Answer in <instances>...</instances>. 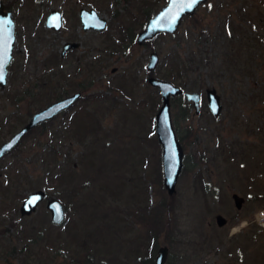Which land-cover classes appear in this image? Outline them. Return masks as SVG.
Returning <instances> with one entry per match:
<instances>
[{
    "label": "rangeland",
    "instance_id": "obj_1",
    "mask_svg": "<svg viewBox=\"0 0 264 264\" xmlns=\"http://www.w3.org/2000/svg\"><path fill=\"white\" fill-rule=\"evenodd\" d=\"M3 2L14 12L17 29L8 83L0 86V144L22 128L31 113L60 99L62 92L49 103L25 95L14 104L9 94L33 90L37 78L27 74L35 65L44 69L49 57L61 56L66 42L82 46L60 57L58 70L69 77L55 85L66 86L68 94L79 91L81 81L90 79L91 85L82 90L87 98L30 132L19 149L0 162V264H92L91 259L97 264L102 259L134 264L135 249L151 254L150 238L144 235L154 224L145 223L141 215L149 219L153 205L164 200L166 221L146 264H154L165 245L170 248L166 264H264V0H208L183 20L177 35L157 36L153 48L138 44L135 36L124 41L121 27L137 34L167 0ZM83 7L107 18V29L83 31ZM53 9L64 16L60 32L45 24ZM174 49L184 56L199 50L204 64L190 75L197 87L192 89L189 82L185 87L201 93V113L191 106L186 115L190 103L185 97L172 101L184 169L171 194L164 175L161 179L162 146L156 132L162 96L148 82L147 63L157 51L161 59L154 74L163 78ZM228 52L239 55L236 62ZM87 63L90 75L77 72L79 64L86 68ZM24 74L27 79L21 80ZM214 87L223 103L219 117L210 111L206 96ZM94 95L104 100L92 103ZM55 150L57 161L51 157ZM39 189L65 204L63 224L52 222L47 201L32 215H21L24 199ZM234 193L248 199L242 212ZM218 214L242 219L220 227ZM14 248L21 253L14 254ZM32 250L38 254L31 256Z\"/></svg>",
    "mask_w": 264,
    "mask_h": 264
},
{
    "label": "water",
    "instance_id": "obj_2",
    "mask_svg": "<svg viewBox=\"0 0 264 264\" xmlns=\"http://www.w3.org/2000/svg\"><path fill=\"white\" fill-rule=\"evenodd\" d=\"M207 0H198L191 9L188 4L191 0H168L167 3L160 8L146 22L142 31L138 34L136 41L144 44L147 41L161 34H174L179 30L183 19L193 14L197 8ZM81 22L85 31H103L107 27V19L101 16L95 9H81ZM175 20L173 22V18ZM63 25V15L59 10L53 9L46 20V27L59 31ZM17 23L12 10H6L3 0H0V58L3 61V79L0 80V86L5 87L8 83L9 65L13 59L14 48L16 43ZM80 43L68 42L65 44L63 55L70 49L79 47ZM160 62V54L152 51L147 70L153 72L156 70ZM116 69L114 68L113 71ZM152 86L159 89L162 96V105L156 114V130L158 140L163 148V168L164 182L169 193L176 191L177 183L183 171V148L178 138L173 118H172V98L182 94L183 88L176 83L157 77L155 75L149 78ZM210 110L213 115L219 116L222 113L223 105L221 97L217 93V89L209 88L207 90ZM82 96L81 92L72 94L68 97L54 101L46 107L36 111L29 122L17 131L10 139L0 146V160L12 152L23 140V138L37 126L54 119L63 111L72 107ZM186 97L189 102L194 104L197 113L201 110L202 96L197 91H187ZM47 191L39 189L31 192L23 201L20 212L23 216L32 215L39 207L40 203L46 198ZM33 197H39L32 200ZM235 206L242 209L245 198L238 193L233 194ZM29 201H32L29 203ZM47 209L51 213L52 222L56 225L63 224L66 220V209L64 204L57 198H50L47 202ZM217 225L220 227L228 223V219L223 214L216 217ZM170 255L169 246H161L155 259V264H166Z\"/></svg>",
    "mask_w": 264,
    "mask_h": 264
},
{
    "label": "trees",
    "instance_id": "obj_3",
    "mask_svg": "<svg viewBox=\"0 0 264 264\" xmlns=\"http://www.w3.org/2000/svg\"><path fill=\"white\" fill-rule=\"evenodd\" d=\"M124 33V38H122L124 41H126L128 39V34L123 32ZM167 34H163L162 36H166ZM127 36V37H125ZM167 36H173V35H167ZM201 34H198V37H196V42H197V45H199L200 41H201ZM153 40L152 41H149L147 42V45L151 48H153ZM229 54L227 56H229L231 58V60L234 59V61L236 62L237 59H238V56L239 55H234L230 52H228ZM241 53V52H240ZM242 56V54L240 55ZM28 59L29 57H27L26 59V62L28 63ZM49 59V60H48ZM44 65H45V68L43 69V65L41 66H37L36 68V65L33 67V72H27L29 70H27L28 68V64H24V68L22 69V71H25L27 75H34L33 78L36 80V86L34 87L33 90L29 91L30 94L32 95L33 93H35V95L37 93H40L39 92V89L41 91V93L44 95L43 98H38L36 99V101H40V102H43V100L47 103L51 102L53 100V96H56L58 95L60 92H62V95L59 96L62 97L64 95H67L68 92L66 91H69L67 90V88H65V86H63L62 88L61 87H58V85H55V83L59 82L61 79H65L66 77H69L68 75H66L64 72L62 71H59L58 68H59V64H60V55H53L51 57H49ZM204 57L202 56V54L200 53L199 50L197 51H190L189 53H187V55H182V53L180 52V50H176L174 49L168 62L166 63V72L164 74H162L163 78L164 79H167V80H170V81H173L175 83H178L179 85L183 86L184 88L188 86V82L190 83V86L192 89L196 88L197 87V83L196 82H192L190 80V75H191V72L193 70H195V66H201L202 64H204ZM206 62L207 63H210L211 60L209 58L206 59ZM54 63V64H53ZM38 64V63H37ZM46 65H51V66H46ZM93 66V69H97V64L94 65V64H91ZM53 67V68H52ZM36 69V70H35ZM88 70H92V69H87V68H84L83 71H88ZM83 72V73H84ZM96 71L94 70V74L93 76L95 75ZM26 74H24V76L21 77V80H26ZM32 78V79H33ZM43 85H44V88H43ZM42 89L44 90V92L42 91ZM77 89H79L77 87ZM16 93L18 94L19 91H16ZM17 97V96H16ZM11 99V101L15 104L18 102V100L15 98V96H12V97H9ZM98 98L99 100H104V96L102 95H94V97L92 98V103L93 101ZM185 114L188 115L190 114V110H191V105L188 104L187 107H185ZM32 115V113L30 114ZM48 123H45L43 127L47 126ZM67 129V128H65ZM54 137V136H53ZM54 138H52L53 140ZM182 140V138L180 139V141ZM182 143V142H181ZM49 144V143H48ZM51 147H53L54 145L53 144H50ZM17 149H19V147H17ZM56 150H55V153L53 155H51V157L57 161L58 159V156L56 155ZM60 176V175H59ZM65 179V178H64ZM161 179L163 180V173H161ZM65 183H70V181H66L65 180ZM70 186L72 185H69V188ZM135 209V208H134ZM133 209V210H134ZM167 207H166V204H165V200L162 201V202H159L157 204V206H155V204L153 205L152 207V210H151V213H150V218H146L144 217V215H141V220H144L145 223H149V224H154V226H149L147 228V233L144 235V238L147 239V238H150V244L148 245L150 250H151V254L150 253H146L144 252L142 254V251L140 248L139 249H135V253L136 255L134 256V259L135 261L133 262L134 264H146L148 262V259L147 257L150 256L151 257V261H152V258H153V255H154V250L156 248V245H154V243L157 242V238L158 236L160 235L162 229L164 228L163 224H165V221L166 219H164L166 217V215L164 214L165 211H166ZM137 210V208H136ZM165 215V216H164ZM22 218H20L19 220H21ZM170 221V223L168 224L169 226H171V219H168ZM18 223L17 220H13L11 222V225L12 226H16V224ZM30 231V230H29ZM28 236H31L30 233L28 232ZM17 252V251H16ZM21 252H17V254H20ZM146 254V255H145ZM120 257V255H118ZM127 256V255H126ZM129 258V257H127ZM126 258V259H127ZM128 260V259H127ZM129 261V260H128ZM91 262L92 264H97L96 260L95 259H91ZM89 264V263H88ZM98 264H110V262L105 259H102V261L98 262ZM128 264H132V263H128ZM152 264V262H151Z\"/></svg>",
    "mask_w": 264,
    "mask_h": 264
},
{
    "label": "flooded vegetation",
    "instance_id": "obj_4",
    "mask_svg": "<svg viewBox=\"0 0 264 264\" xmlns=\"http://www.w3.org/2000/svg\"><path fill=\"white\" fill-rule=\"evenodd\" d=\"M167 1H168V0H167ZM207 1H208V0H207ZM207 1H206V2H207ZM204 3H205V2H204ZM202 4H203V3H202ZM202 4H201V5H202ZM201 5H200V6H201ZM83 8H85V7H83ZM81 9H82V8H81ZM81 9H80V13H81ZM87 9H88V8H87ZM6 10H9V9H7V7H6ZM56 10H57V9H56ZM59 11H60V10H59ZM60 12H61V11H60ZM195 12H196V11H195ZM195 12H194V13H195ZM61 13H62V12H61ZM194 13H193V14H194ZM62 15H63V13H62ZM190 15H192V14H190ZM190 15H187V16H190ZM187 16H186V17H187ZM80 17H81V16H80ZM186 17H185V18H186ZM185 18H184V19H185ZM106 19H107V18H106ZM184 19H183V20H184ZM80 20H81V19H80ZM107 21H108V20H107ZM182 23H183V21H182ZM182 23H181V24H182ZM63 27H64V16H63V25H62V28H61L59 31H55V30H53V31H55V32H60V31H62ZM107 27H108V22H107ZM107 27H106L104 30H106ZM180 27H181V25H180ZM180 27H179V29H180ZM81 28H82L83 31H85V30L83 29V27H82V24H81ZM121 29H122L123 32H125V33L128 34V35H127V36H128V39H127L128 41H127V42H130V41H133L134 36H135L136 39H137L138 34L142 31L143 28H142L137 34H136V33H132V32H130V27H129V26H126V25H124L123 27H121ZM104 30H103V31H104ZM88 31H89V30H88ZM92 31H94V30H92ZM178 31H179V30H178ZM178 31H177L176 33H174V34L177 35ZM85 32H86V31H85ZM97 32H102V31H97ZM135 34H136V35H135ZM174 34H173V35H174ZM155 38H156V37H155ZM155 38H153L152 40H154ZM152 40H150V41H152ZM70 42H71V43H75V42H76V43H77V42L80 43V46H79V47L72 48V49H70L71 51H75L76 49H79V48L82 46L81 42H79V41H70ZM66 43H68V42H66ZM66 43H65V44H66ZM65 44H64V46H63V50H64V47H65ZM138 44H139V43H138ZM140 45H147V43H145V44H140ZM147 46H148V45H147ZM63 50H62V52H61V56H60V57H64V56L70 51V50H69L65 55H63V54H62V53H63ZM79 65H80V66H77V67H76V68H77V72L81 71L82 74H83V72H84L83 69H84V68H83V66H82L81 64H79ZM85 67H86L87 69H90V64L87 63V65H86ZM78 70H79V71H78ZM86 72H88V74L90 75V70H89V71H86ZM148 74H149V76H148V82L150 83L149 78L152 76V74H151L150 72H148ZM125 78H126L125 75H124L123 77H121V79H125ZM131 81L133 82V79H132ZM77 84H78L77 87L79 88V89H77V90H79V91H76V92H74L73 94L78 93V92H81V93H82L81 98H80V99H79V100H78V101H77L72 107H70L69 109L63 111V112L60 113L58 116H56L54 119H56V118H58V117H60V116H62V115H64V114L68 113V112H69L74 106H76L80 101H82L83 99L87 98V96L84 95V92H83L82 90H86V87H88V86L91 85V80L88 79L87 82H85V81H81V82H79V83H77ZM133 84H134V82H133ZM150 85H151V84H150ZM134 86H135V84H134ZM180 86H181V85H180ZM181 87L183 88V91H184V92H183L182 94L178 95V96H181V97H185V98H186V89H185L183 86H181ZM65 88H67V87L65 86ZM214 88H215V87H214ZM215 89H216V88H215ZM207 90H208V89H207ZM207 90H206V94H207L206 96H207V101H208V93H207ZM17 91H19L18 94L16 93V91H14V92H12V93L9 94V97L15 96V98L18 100V102L21 101V100L24 98L25 95H27L28 97L31 96L35 101H36V99H38V98H43V97H44V95L41 93L40 89H39V92H40V93H37L36 95H35V93H33V94L31 95L30 92H29L30 89H26L25 91H22V90L18 89ZM217 93H218V90H217ZM218 94H219V93H218ZM70 95H72V94H68L67 96L60 97V99L65 98V97H68V96H70ZM16 96H17V97H16ZM201 96H202V95H201ZM219 96H220V95H219ZM220 97H221V96H220ZM60 99H58V100H60ZM18 102H17V103H18ZM17 103H15V104H17ZM189 103H190V105H191V106L194 108V110H195L194 104H193L192 102H189ZM221 103H222V99H221ZM202 104H203V97H202ZM202 104H201V110H200L199 113H197L196 110H195V113H196V114H200V113H201V111H202ZM222 105H223V103H222ZM208 106H209V109H210L209 101H208ZM210 111H211V110H210ZM33 114H34V113H33ZM33 114H32V115H33ZM32 115L30 116V119H31ZM219 116H220V115H219ZM219 116H215V117H219ZM30 119H29V120H30ZM54 119H53V120H54ZM29 120H28V122H29ZM51 121H52V120H51ZM1 122H2V121H0V123H1ZM28 122H27V123H28ZM49 122H50V121H49ZM49 122H46V123H49ZM173 122H174V121H173ZM27 123H26V124H27ZM26 124H25V125H26ZM25 125H24V126H25ZM41 126H44V124L37 126V127L34 128L33 130H35V129L41 127ZM64 127H66V126H64ZM20 129H21V128H20ZM20 129H19V130H20ZM19 130H18V131H19ZM33 130H32V131H33ZM16 132H17V131H16ZM16 132H15V133H16ZM15 133H14V134H15ZM14 134H13V135H14ZM13 135H12V136H13ZM177 135H178V133H177ZM12 136H11V137H12ZM11 137H10V138H11ZM25 137H26V136H25ZM25 137L23 138V140L25 139ZM10 138H9V139H10ZM178 138H179V135H178ZM7 140H8V139H7ZM7 140H5V141H7ZM23 140H22V141H23ZM179 140H180V139H179ZM5 141L1 142L0 146H1ZM22 141H21V142H22ZM180 143H181V141H180ZM20 144H21V143H20ZM20 144H19V146H20ZM19 146H18V147H19ZM181 146H182V148H183V144H182V143H181ZM15 150H17V149H15ZM162 151H163V148H162ZM12 152H14V150H13ZM12 152H10L9 154H11ZM183 152H184V148H183ZM9 154L5 155V156L0 160V162H3V160H4ZM201 159H202V160H205L206 158L203 157V158H201ZM183 161H184V156H183ZM49 197H50V196H49ZM49 197H48V195H47V197H46L42 202H44V201H46V200H49ZM243 197L245 198V202H244V205H243V208H244V207L247 205L248 199H247L245 196H243ZM243 208H242V209H239V211L242 212ZM236 217H237V218H235V217H234V218H232V217L227 218V219H228V223H229V222H232V223H234V225H235L236 222H234V221H236V219L238 220V222L242 219L240 215H239V216H236ZM228 223H227V224H228ZM236 230H237V229L233 227L232 234H234L235 232H237ZM250 238H251V236H250ZM17 252H18V251H17ZM17 252H16V249L14 248V249H13V253H14V254H17ZM28 253H29L31 256H35V254H38V252H35V251H33V250H32V251H28Z\"/></svg>",
    "mask_w": 264,
    "mask_h": 264
},
{
    "label": "snow or ice",
    "instance_id": "obj_5",
    "mask_svg": "<svg viewBox=\"0 0 264 264\" xmlns=\"http://www.w3.org/2000/svg\"><path fill=\"white\" fill-rule=\"evenodd\" d=\"M196 3H198V0H191V3L188 4V8L191 9L193 7V5H195ZM175 20V17L173 18V22ZM3 79V61L2 58H0V80ZM39 199V197H33L32 200H37ZM32 201H29V203H31Z\"/></svg>",
    "mask_w": 264,
    "mask_h": 264
},
{
    "label": "built area",
    "instance_id": "obj_6",
    "mask_svg": "<svg viewBox=\"0 0 264 264\" xmlns=\"http://www.w3.org/2000/svg\"><path fill=\"white\" fill-rule=\"evenodd\" d=\"M260 223L262 226H264V211L260 213Z\"/></svg>",
    "mask_w": 264,
    "mask_h": 264
}]
</instances>
